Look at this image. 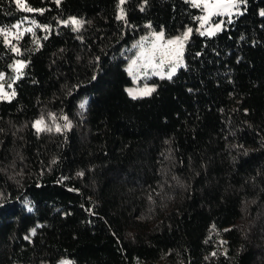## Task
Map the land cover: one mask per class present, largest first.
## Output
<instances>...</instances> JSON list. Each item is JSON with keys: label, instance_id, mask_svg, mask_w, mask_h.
<instances>
[{"label": "trees", "instance_id": "trees-1", "mask_svg": "<svg viewBox=\"0 0 264 264\" xmlns=\"http://www.w3.org/2000/svg\"><path fill=\"white\" fill-rule=\"evenodd\" d=\"M25 2L41 24L7 41L28 12L0 0V71L25 63L0 99V264H264V0L214 36L190 0ZM188 26L182 67L129 96L132 43Z\"/></svg>", "mask_w": 264, "mask_h": 264}, {"label": "rangeland", "instance_id": "rangeland-1", "mask_svg": "<svg viewBox=\"0 0 264 264\" xmlns=\"http://www.w3.org/2000/svg\"><path fill=\"white\" fill-rule=\"evenodd\" d=\"M198 2L200 3V7L203 9V13L200 14L199 17H203V16L207 15L208 12L204 8L203 0H198ZM210 2H211V0H210ZM25 6L28 7L26 5V2H25ZM121 10H123V6H119V8H118L119 15L123 16L124 10L123 11H121ZM211 10L215 11V9H211ZM243 10H244L243 3H241L239 5V12H237L236 9H233L231 17H229L228 15H223V16L214 15L211 17L210 22L208 24H205L204 27L200 26L201 21L198 19V23H197L196 28H197V30L199 29L200 32H204L209 27H215L216 23L223 21V24L221 26V29H222L225 26V21L228 18L229 19L232 18L233 15H237V14L241 13ZM33 12H35V10ZM71 18H75V17L72 16L68 20H70ZM40 24L41 23L39 22L36 13L30 14L28 12L24 16L23 19L14 23V25H19V27H10V28L4 29L5 39L7 41H11L14 38H20L21 35H23L27 31V29H29V28L31 29V32L36 31L37 25L39 26ZM189 28H191L193 31V27L188 26L185 29H183L182 31H180L176 34H173V35H167L162 30L158 31V32L152 31V32H149V33L142 35L138 40L134 41L132 43L131 47L135 48V52L128 56V61L126 62V69L128 71L129 67L132 65V61H136V66H135V69L133 71V74L132 75L129 74L132 77L133 83L127 87V90L128 89H138V88H142L145 86L156 88L157 82L154 79L160 78V77L153 75L152 73H153V71H159V68H153L151 66L145 67V65L148 64L149 59H152V63L154 65L159 64L162 51H171L177 47V45H175V44L174 45H168L167 42L169 40H176L177 37L182 38L183 35L187 32V30ZM161 33H163V38L159 42H156V36L158 34H161ZM187 41H184L183 54H184V50H185V46H186ZM154 43H158L159 47H157L156 49H153ZM165 45H167V48L164 47ZM142 53H143V55H142ZM18 61L22 62L23 65H25V63L21 59H18L14 65V67H13V71H0V74H3V79H0V85L3 86V92H0V95H3V93H7L9 95V97H11V93L13 91H15V89H14L15 81L23 73V71H22L23 67L20 68L19 64H17ZM174 63H175V61L166 62L163 65L164 72L167 73L170 70V68L173 66ZM181 63L183 65V55L181 58ZM178 69H179V67L177 68V70ZM145 73H147V76L145 75ZM133 75L137 77V79L135 81L133 80ZM9 85H11V86H9ZM38 120H40V119H38ZM35 124H36V121H35L34 125ZM41 126L42 125H39L38 127H41ZM35 127L37 128V126H35ZM66 261L70 262V264H72V262H73L71 259H66Z\"/></svg>", "mask_w": 264, "mask_h": 264}, {"label": "snow or ice", "instance_id": "snow-or-ice-1", "mask_svg": "<svg viewBox=\"0 0 264 264\" xmlns=\"http://www.w3.org/2000/svg\"><path fill=\"white\" fill-rule=\"evenodd\" d=\"M57 4H59L60 0H56ZM192 3H194V5L196 7H200V3L198 2V0H191ZM245 0H203L204 3V8L205 10H207L208 14L203 16V17H198V19L201 21V27H204L205 24H208L211 20V17L216 15V16H223V15H228L229 17H231L232 15V11L233 9H236L237 12H239V5L241 3H244ZM15 3L17 5L20 6L21 9L28 11V12H32L34 11L32 8L30 7H26L25 6V0H15ZM120 3L123 4L124 0H120ZM211 9H215V11H212ZM123 11V10H121ZM262 15H264V13H262ZM120 18H123V16H121ZM229 23H231V20L229 19L228 21ZM65 24V26H68L69 24L73 25L72 30L73 31H79L80 28L82 27L83 22L80 20H77L75 18H71L69 21H64L63 22ZM223 24V21L218 22L215 24V27H209L208 29H206V31L204 32H200L201 35H208V36H214L217 32L221 31V26ZM38 26V25H37ZM13 27H19V25H14ZM27 31H31V29H27ZM199 31V29H198ZM192 33V29L189 28L187 30V32L183 35V37H177L176 40H169L167 42L168 45H177V47L174 50L171 51H162L161 52V58H160V62L159 64H153L152 63V59H149L148 64L145 65V67H153V68H159V71H153V75L159 76L161 79H169L171 80V78L175 75L177 68L178 67H182V63H181V58L183 55V47H184V41H187L190 37ZM0 34H3V30L0 29ZM163 38V33L158 34L156 36V42H159L161 39ZM157 47H159L158 43H154L153 44V49H156ZM165 48H167V45L164 46ZM13 51L19 53V49L17 48H13ZM143 55V53H142ZM170 61H175V63L173 64V66L170 68V70L165 73L164 69H163V65L166 62H170ZM17 64H19L20 68L24 67L22 62H17ZM136 66V61H132V65L129 67L128 72L130 75L133 74V71L135 69ZM18 70V69H17ZM145 75L147 76V73H145ZM0 79H3V74H0ZM137 79L136 76L133 75V80L135 81ZM11 86V85H9ZM128 94L129 96H131L133 99H136L138 97H144V96H149L151 95L153 92L156 91V89L154 87H142V88H138V89H128ZM0 92H3V86L0 85ZM16 95L15 91H13L11 93V97H14ZM11 97H9V95L7 93H3V95H0V99H10ZM84 104H81V108H84ZM64 120H67L68 118L65 116L63 117ZM44 121L43 119L36 121V124L34 126H37V131H51V128H47V126L45 127H38L39 125H43ZM64 127L70 128L71 124L70 123H66L64 125ZM56 131L59 132L61 131V128L59 125H57L56 127ZM64 264H70V262H64Z\"/></svg>", "mask_w": 264, "mask_h": 264}]
</instances>
